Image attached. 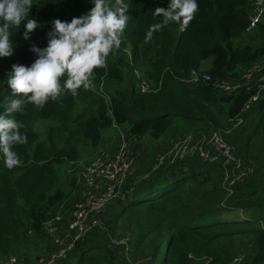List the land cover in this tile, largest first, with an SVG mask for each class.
I'll return each mask as SVG.
<instances>
[{"label":"trees","instance_id":"trees-1","mask_svg":"<svg viewBox=\"0 0 264 264\" xmlns=\"http://www.w3.org/2000/svg\"><path fill=\"white\" fill-rule=\"evenodd\" d=\"M84 1L31 0L29 16L44 27L28 40L22 38L23 26L10 29L15 48L12 56L0 59V80L11 64H30L36 58L29 49L46 44L52 19L70 20L92 6ZM252 1L197 0V10L186 23L181 17L164 24L154 9L173 0H121L129 16L121 44L104 67L93 69L92 87L81 86L76 96L58 94L43 107L26 104L23 113L6 114L22 123L19 132L26 139L12 145L19 164L6 167L0 154V257L22 240L8 231V219L20 217L28 233L43 238L42 224L79 199L82 169L71 174L65 170L61 178L59 166L90 163L102 130L116 126L131 139L157 141L175 128H190L200 138L229 129L242 118L246 131L251 130L241 161L259 162L257 179L234 186L231 193L219 186L212 168L200 177L196 170L143 181L117 209V217L126 218L131 227L125 253L103 234L98 241L101 229L95 228L73 244L74 260L59 264H195L198 254L206 257L203 264H230L239 256L236 245L244 241L252 254L250 264H264V17L245 33ZM156 24L161 26L146 40L149 27ZM209 59L206 80L184 83L192 81V72L200 77L197 73ZM256 62L263 66L244 81ZM136 73L152 83V90L139 91ZM220 81L241 86L223 94L217 89ZM0 86L2 112L13 97L7 85ZM256 93L257 101L245 110Z\"/></svg>","mask_w":264,"mask_h":264},{"label":"clouds","instance_id":"clouds-1","mask_svg":"<svg viewBox=\"0 0 264 264\" xmlns=\"http://www.w3.org/2000/svg\"><path fill=\"white\" fill-rule=\"evenodd\" d=\"M88 3L92 6L79 16L70 20L52 19L45 32L46 44L42 48L32 45L29 49L36 58L30 64H11L4 79L0 80L13 97L9 106L0 112V154L6 167L20 163L12 145L26 139L19 132L22 123L6 114L23 113L26 104L43 107L46 101L56 100L58 94L64 95L65 92L76 96L81 86L89 89L93 69L104 67L109 54H114L120 47L129 19L121 0L114 4L112 0H88ZM31 5V0H0V59L14 53L10 29L23 26L22 38L28 40L35 29L44 27L29 16ZM196 10L197 0H182L180 3L173 0L167 7H156L154 15H162L164 24L181 17L186 23ZM160 26L151 25L145 39H150L152 30Z\"/></svg>","mask_w":264,"mask_h":264},{"label":"rangeland","instance_id":"rangeland-1","mask_svg":"<svg viewBox=\"0 0 264 264\" xmlns=\"http://www.w3.org/2000/svg\"><path fill=\"white\" fill-rule=\"evenodd\" d=\"M85 4L88 0L84 1ZM262 21V20H261ZM260 21V22H261ZM259 22V23H260ZM254 30V29H253ZM252 30V31H253ZM245 32V33H251ZM110 55L106 58L109 61ZM211 60H207L202 63L201 70L197 73L200 76L206 75L207 68L210 66ZM137 75V88H140V92H148L152 90V83L149 82L145 77ZM91 81L90 87L93 85L92 77H89ZM189 85H194L191 81H184ZM6 85V84H5ZM4 89L0 86V92ZM99 94L103 95L102 90H99ZM242 123L238 128L232 131L229 135H223L228 152H224V155L218 158L217 162L212 166V171H216L219 178V186L226 188L231 184L238 186L246 183L251 177L252 181L257 179L261 172V165L254 162H248L243 165L242 157L245 152V141L247 134L250 132V128L247 130V125ZM123 132H125L122 129ZM121 132L117 129L110 128L101 131V142L100 145L93 151L90 160L91 163L94 161L98 153L107 152L114 154L115 151L121 146L122 140L127 142L126 155L127 160L130 161V166L127 172L122 177L123 184L119 187V191L129 192L134 190V187L143 181L152 182L158 180L160 177H175L179 175L191 174L189 171H185L178 166L180 164L177 161H173L170 158L162 156L163 150L167 149L178 139L191 135V129L186 131L175 128L168 134L160 137L157 141H151L147 137L132 141L127 135L124 134L123 138L120 136ZM126 133V132H125ZM208 138L206 135L197 138V142ZM118 140V141H117ZM204 149L211 153H215L216 146L214 144H208L205 142ZM92 158V159H91ZM162 160V161H161ZM84 164V160L80 161ZM210 163L201 162L197 166H192L189 170L196 171L200 177L201 173L208 168ZM61 167L58 171L60 172L61 178H65L64 171L71 174L72 165ZM174 169V170H173ZM252 171L251 173L249 171ZM185 173V174H184ZM81 191L79 193V199L83 197V189L80 184ZM90 190H87V192ZM121 200L116 198L109 201L104 210L98 214H89L86 219V228H89L86 232L77 234V230H74V236L82 240L83 237L91 230L95 229L94 225L99 224L100 232L96 237L98 241L101 239L103 234L108 239L110 245L117 247L121 246L122 252L125 253L128 248V242L130 239L131 227L126 218L117 217V209L120 206ZM71 209V208H70ZM58 209L57 211H59ZM63 215L56 221V229L53 230L52 235L44 234L43 238L33 236L26 230L24 220L18 216H13L6 221L8 225V231L13 232L14 235H18L22 240L20 245L13 252L0 257V264H59L60 262L73 261L76 256L75 253H71L73 246L69 245L64 249H60L56 252L61 243L65 244L70 240V222L72 211L60 210ZM91 227V228H90ZM91 242V240H89ZM249 244L244 241L240 245H236L237 259L236 264H250L252 254L248 250ZM240 257V258H239ZM236 258V257H235ZM195 264L208 263L205 256L198 254L194 259ZM231 262L230 264H233Z\"/></svg>","mask_w":264,"mask_h":264},{"label":"built area","instance_id":"built-area-1","mask_svg":"<svg viewBox=\"0 0 264 264\" xmlns=\"http://www.w3.org/2000/svg\"><path fill=\"white\" fill-rule=\"evenodd\" d=\"M264 17V0H253L250 4V13L248 15V24L245 28L246 32L252 31L256 25ZM264 65V63H263ZM260 62L254 63L251 68L244 74L243 80L247 81L250 79L253 72L259 67L263 66ZM192 83L195 85L198 79L202 78L203 80L207 79L206 75L198 77L195 72H192ZM260 80L264 81V73ZM238 83H230L228 81H220L217 84V89L223 94H232L240 88ZM258 99V93L249 98L248 105L245 107V110L249 108L251 104L256 102ZM243 112V111H242ZM243 123L242 118L236 120L229 129L224 131H219L214 133L208 138H204L200 141H196L197 138L192 135H186L167 149L163 150L164 153L162 156L170 158L173 161H177L185 172L192 171L189 170L191 166H197L201 162H208L210 165L207 169H211L214 163L217 162L218 158L221 155H224V152H228V147L225 144L223 135H229L234 129L239 127ZM120 136L123 138L125 132L120 128H117ZM118 141V140H117ZM134 141V138L132 139ZM214 144L216 146L215 153H211L204 149V144ZM127 142L122 140L121 146L115 151L114 154H109L107 152L98 153L94 161L88 164H74V168L80 167L82 170L79 174V185L81 184L83 189V197L74 202L71 209L72 211L71 222H70V240L69 242L63 244L61 243L58 247L64 249L69 245L73 246L76 241H79L77 237L74 236V230H77V234L86 232L89 228H86V219L89 214H98L102 212L109 201L113 199H120L121 204L125 203L127 193L129 191H119V187L123 184L122 177L127 172L130 161L127 160L126 155V146ZM162 161V160H161ZM245 163H243L244 165ZM72 171V170H71ZM252 172L251 170L249 171ZM234 184L229 185L226 188L222 189L228 193H231ZM87 190H90L87 192ZM81 191V187H80ZM79 191V193H80ZM66 211V212H68ZM64 212V213H66ZM63 215L61 211H57L52 217L42 224L43 231L52 235L53 230L56 229V221ZM99 224H96L92 227L96 228ZM91 228V227H90ZM64 247V248H63ZM127 251V250H126ZM239 259H235L233 264Z\"/></svg>","mask_w":264,"mask_h":264},{"label":"crops","instance_id":"crops-1","mask_svg":"<svg viewBox=\"0 0 264 264\" xmlns=\"http://www.w3.org/2000/svg\"><path fill=\"white\" fill-rule=\"evenodd\" d=\"M134 140H139V139H134Z\"/></svg>","mask_w":264,"mask_h":264}]
</instances>
